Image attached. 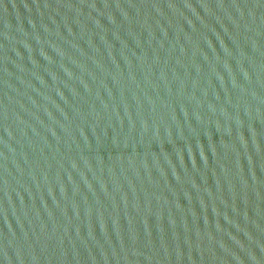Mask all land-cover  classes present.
I'll list each match as a JSON object with an SVG mask.
<instances>
[{
  "label": "water",
  "instance_id": "1",
  "mask_svg": "<svg viewBox=\"0 0 264 264\" xmlns=\"http://www.w3.org/2000/svg\"><path fill=\"white\" fill-rule=\"evenodd\" d=\"M0 264H264V0H0Z\"/></svg>",
  "mask_w": 264,
  "mask_h": 264
}]
</instances>
